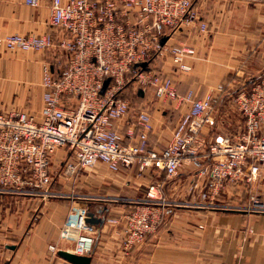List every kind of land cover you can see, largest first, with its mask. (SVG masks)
<instances>
[{
    "label": "built area",
    "instance_id": "built-area-1",
    "mask_svg": "<svg viewBox=\"0 0 264 264\" xmlns=\"http://www.w3.org/2000/svg\"><path fill=\"white\" fill-rule=\"evenodd\" d=\"M197 1L53 0L50 25L62 33L61 38L51 33L4 36L0 32L2 50L58 49L66 54L62 65L59 61L56 66L43 67L41 120L21 111L0 114V195L43 201L58 198L60 193L53 189L56 176H75L100 163L113 173L134 168L140 174L158 171L164 174L165 184L152 182L132 211L105 220L109 226L122 228L125 252L154 234L169 208L227 209L220 202L227 186L253 181L264 167V75L232 93L244 120L242 132L234 138L224 134L206 138L207 126L215 125L214 93L200 98L190 90L181 95L173 78L154 70V62L168 50L167 37L194 25L207 31L195 9ZM27 4L37 7L39 0H27ZM195 53L191 46L175 50L179 71H192L185 59ZM198 76L205 84L206 74ZM130 83L143 91L152 89L158 100L189 106L172 141L161 152L149 149L153 124L147 112L128 119L125 134L115 129V124L130 118V102L122 95ZM217 91L223 93L225 87L219 85ZM59 150L66 156L61 174L55 175L54 157ZM181 173L191 177V199L186 202L170 199L165 193L166 183L174 182ZM82 200L95 202L98 198ZM75 203L60 236L71 245L68 252L90 256L97 225L85 206ZM238 209L260 214L264 203L251 195L248 205Z\"/></svg>",
    "mask_w": 264,
    "mask_h": 264
},
{
    "label": "crops",
    "instance_id": "crops-1",
    "mask_svg": "<svg viewBox=\"0 0 264 264\" xmlns=\"http://www.w3.org/2000/svg\"><path fill=\"white\" fill-rule=\"evenodd\" d=\"M52 1L39 0V6L32 7L27 0H0L1 34L51 33L61 38L62 33L50 25ZM195 9L206 23L207 31L201 32L194 25L165 39L168 50L164 75L174 76L181 95L193 90L200 98L210 92L225 97L226 89L233 85L234 76H229L232 71L254 63L257 65L254 70L261 72L264 68V0H198ZM183 45L196 51L194 56L185 59L192 67L188 73L179 71L174 63V52ZM57 59L64 58L55 49L38 52L0 49V114L21 111L41 120L43 67L54 65ZM200 73L206 74V83L202 85L198 80ZM222 82L226 86L224 93L217 91ZM130 93V96L122 94L130 102V118L115 124V129L125 134L127 120L145 111L153 124L149 149L163 151L172 141L173 131L189 106L158 100L152 89L136 88ZM109 171L100 163L91 177L104 181ZM125 171L114 173L119 187L128 181L122 174ZM148 174L165 184L162 173ZM190 180L189 174L181 173L176 181L166 183L167 197L174 199L171 197L174 190L178 201H189L191 197L185 190L188 185H184ZM238 184L227 186L220 196V202H224L227 209L169 208L157 231L129 252L122 248V228L105 223L107 218L121 216L125 210L114 209L107 197L97 196L95 202L85 203L89 218L97 225L90 264H264V213L251 214L238 209L250 201L244 194L242 198L236 197L235 192L242 193V188L235 187ZM72 188L62 189L54 184L53 189L64 191L67 197L46 201L0 195V264H72L59 255L60 251L71 250V245L64 242L60 234L74 205ZM142 196L128 198L137 201Z\"/></svg>",
    "mask_w": 264,
    "mask_h": 264
},
{
    "label": "rangeland",
    "instance_id": "rangeland-1",
    "mask_svg": "<svg viewBox=\"0 0 264 264\" xmlns=\"http://www.w3.org/2000/svg\"><path fill=\"white\" fill-rule=\"evenodd\" d=\"M55 50L60 52L63 55L64 59H62V62L61 60L57 59L54 65L56 66V64L59 61L62 65V63L65 62L66 54L58 49H55ZM166 53L167 51L164 53V55L161 58L157 59L154 62V70L156 72H160L161 74H165L163 71L165 69ZM176 66L178 67L177 64ZM256 66H257L256 63H254V64H250V66L247 65L246 68H242L241 66L237 72L232 71V73L229 76H234V79L233 78L231 79V82L233 85H231V87H228L226 89L225 91L227 93L226 96L223 95L225 97H222V95H217L216 93L214 94L216 98H219V100H216L215 102V110H214L215 125L207 126V128L205 129V131H207V135L205 134L206 138H210L209 136L212 137L214 134H224V135H228L234 138L236 135L242 132L243 127H244V120L240 116V114L238 113L235 107L234 98L232 96V93H235V91H237L244 85L249 86L259 81L262 78V76L264 75V68H261L263 70H260L261 72H259V70H254L255 68L253 67H256ZM247 69L249 71H247ZM173 79H174V76H173ZM198 80L200 83V79ZM224 83L225 82H222L220 85L226 87ZM136 88H139L136 84L134 83L128 84V86L125 88V91H124L125 95L129 94L130 96L131 94L130 92H133V90H136ZM222 98H224V100H222ZM60 153H61V156L58 155ZM65 156H66V152L64 150H59L56 156L54 157L53 171L55 175L60 173L61 168H62L61 162L65 158ZM96 167L91 168V169L81 170L79 174L75 176H69V177L61 176V175H59L60 177L56 176L55 184L57 185V187L61 186L62 189L65 188V186L73 187L72 188L74 189L73 197L75 199V202L80 201L79 204L82 206H85L86 202H94V201H83L82 198L97 197V196L107 197V201H110L109 203L111 204V207L117 210L118 209L125 210V211H122V213H120V214H124L128 211H132L136 207L134 203L135 201L129 200L128 197L142 196L145 192V188L149 186L151 182H156V181L158 182L155 175L151 176L148 174V172L140 174L138 169L134 168L131 170H126L125 172L122 173L123 175L128 177L127 179L128 181L126 184H123V185L121 184L120 185L121 187H119L120 183L118 184V182L115 179L114 173L110 171L109 173L106 174V178L103 179L104 181H101V179L92 178L91 176H93V172L96 171ZM161 178L165 179L164 174L161 176ZM189 183L186 181L184 186L189 185ZM235 187L242 188V193L240 192L241 190L239 191L240 193H238V191L235 192L236 197L242 198L244 194L246 195V198L248 197L250 200L251 195H256L260 199V201L264 203V167L262 168L261 173L253 181L247 182L246 180H244V181H241L240 184H238V186H235ZM243 189L245 193L243 192ZM185 190L188 191V188L185 187ZM172 191H171V194H172L171 197L174 198V200H177V196H174L175 191L173 193ZM56 192L60 193L61 196L58 198H53V199H63L67 197L65 196L64 191L56 190ZM117 194L126 196V198L128 199L120 197ZM139 198L137 201L141 200ZM224 200L225 199L223 196V201ZM186 209H190V208H186Z\"/></svg>",
    "mask_w": 264,
    "mask_h": 264
},
{
    "label": "water",
    "instance_id": "water-1",
    "mask_svg": "<svg viewBox=\"0 0 264 264\" xmlns=\"http://www.w3.org/2000/svg\"><path fill=\"white\" fill-rule=\"evenodd\" d=\"M59 255L72 264H90L91 262V256H78L68 251H60Z\"/></svg>",
    "mask_w": 264,
    "mask_h": 264
}]
</instances>
